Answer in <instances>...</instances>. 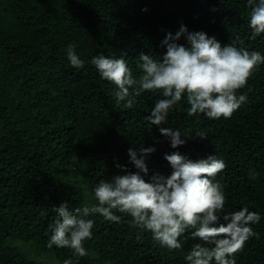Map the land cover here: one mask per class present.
<instances>
[{"label":"trees","instance_id":"obj_1","mask_svg":"<svg viewBox=\"0 0 264 264\" xmlns=\"http://www.w3.org/2000/svg\"><path fill=\"white\" fill-rule=\"evenodd\" d=\"M249 11L246 0H0V264H64L71 249L47 247L53 206L98 203L95 184L119 174L117 161L134 171L127 150L141 144L156 147L149 175L171 173L164 154L172 151L223 158L227 167L216 176L226 196L223 212L247 205L264 217V64L237 91L247 102L230 118L189 117L183 97L160 126L190 136L172 149L146 119L160 91L143 93L128 109L116 104L115 86L94 66L74 69L66 59L69 43L86 62L100 52L127 53L136 76L138 53L158 58L165 35L182 23L264 53V34L252 38ZM116 214L119 223L90 217L88 254L72 264H186L190 242L167 251L130 216ZM252 227L257 235L235 254L236 264H264V218Z\"/></svg>","mask_w":264,"mask_h":264},{"label":"clouds","instance_id":"obj_2","mask_svg":"<svg viewBox=\"0 0 264 264\" xmlns=\"http://www.w3.org/2000/svg\"><path fill=\"white\" fill-rule=\"evenodd\" d=\"M246 6L250 9L252 38L259 37L264 34V0H246ZM237 43L238 38L222 44L215 35L189 31L182 23L174 34L165 35L161 41L165 51L158 58L150 52L138 53L136 76L127 53L116 57L100 52L86 62L77 53V45L69 43L66 59L74 69H83L86 63L94 66L102 79L115 86L116 104L128 109L143 93L160 91L162 98L155 101L146 119L159 127L172 149H178L190 136L179 128L160 126L167 124L169 114L183 97L190 105L187 116L203 114L208 119L230 118L247 102V96L237 95V91L264 64V53L238 47ZM196 136L207 137L203 132ZM155 151L154 145L129 147V163L135 170L117 161L119 174L94 186L98 203L73 208L65 201L53 206L56 218L50 226L47 247L71 249V257L64 264L88 254L84 245L93 236L95 220L91 216L99 214L105 221L119 223L117 212L130 216L132 226L150 232L154 244L167 251L182 249L190 242L192 248L184 256L186 264H236L235 254L257 235L252 225L264 217L247 205L223 212L226 196L216 176L227 167L225 160L215 154L190 159L177 150L164 154L170 174L153 171L149 175L148 158ZM41 215L47 213L42 211Z\"/></svg>","mask_w":264,"mask_h":264}]
</instances>
